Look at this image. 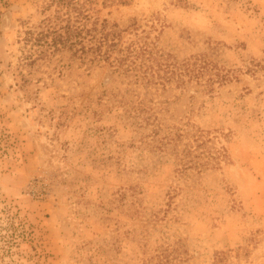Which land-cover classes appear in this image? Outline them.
I'll return each instance as SVG.
<instances>
[{
	"label": "rangeland",
	"instance_id": "374dc122",
	"mask_svg": "<svg viewBox=\"0 0 264 264\" xmlns=\"http://www.w3.org/2000/svg\"><path fill=\"white\" fill-rule=\"evenodd\" d=\"M1 144L0 264H264V0H0Z\"/></svg>",
	"mask_w": 264,
	"mask_h": 264
},
{
	"label": "trees",
	"instance_id": "16d2710c",
	"mask_svg": "<svg viewBox=\"0 0 264 264\" xmlns=\"http://www.w3.org/2000/svg\"><path fill=\"white\" fill-rule=\"evenodd\" d=\"M39 27L40 29L36 32H33L34 30L27 32V33L35 34L33 40H35L37 43L41 42L42 45L43 43H45L47 48L53 47L55 50H59L60 48H64V47L69 49L71 45H73L71 41L72 28L70 27V25L65 24L58 26L56 25L50 26L48 20H46L45 22L41 23ZM86 31L87 30H85V32ZM80 33H81V29L78 30L76 34L79 35ZM30 37L31 36H29L28 39ZM111 45H113L112 48H114L116 43L114 44L110 43L107 45V47H110ZM100 47H101L100 44L95 45L96 53L95 56L93 57L95 58V60H100V59L104 60L105 58L109 57L106 51L107 49L101 51ZM84 49H85V45H81V49H80L81 52H84ZM129 49L130 47H126L125 53L120 57H127L128 56L127 52ZM142 52L143 54L149 52L146 45L145 48H143ZM119 60H123V58H120ZM149 60L151 61V64H147L146 66V68L149 69L147 75H151V78H153V74L155 72L150 70L152 68L151 65L153 63V57H150ZM89 61L93 62V59H89ZM185 69L187 70L186 67H184L181 70L185 71ZM187 71L189 72V70ZM172 73H174V71L170 70V74ZM180 74H182L181 71ZM157 77H161V76L157 75ZM166 79L169 80L170 77H166ZM149 81L152 83L154 82L160 83L159 79H155V80L150 79ZM149 108L150 107H148L147 109ZM142 120H143L142 127L149 126V131L145 133V138H146L145 143L153 149H159V150L171 149V151L175 153L176 158H178L182 170H186L187 168H194V167L200 168V166H203L205 164L204 162H202L201 159L198 158L200 156V153L193 152V150L196 148L201 149L202 147H204L203 139L198 140L199 135L201 134V130L197 128L195 129L190 128L189 130L191 131L190 132L191 136L193 140L196 141V143L194 145H191L189 143H183V145H181L182 142L181 140L184 134L181 131H178L179 130L178 128H176L177 130L173 132L171 126L160 123L155 115L152 117L150 114L146 115L145 117L142 118ZM2 146L3 145L1 144L0 149H3V151H5V147Z\"/></svg>",
	"mask_w": 264,
	"mask_h": 264
}]
</instances>
